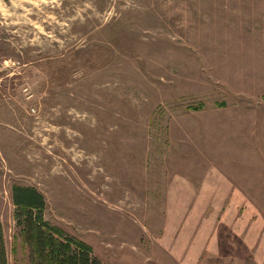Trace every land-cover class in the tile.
<instances>
[{
    "label": "rangeland",
    "instance_id": "374dc122",
    "mask_svg": "<svg viewBox=\"0 0 264 264\" xmlns=\"http://www.w3.org/2000/svg\"><path fill=\"white\" fill-rule=\"evenodd\" d=\"M264 0H0L11 186L101 264H264Z\"/></svg>",
    "mask_w": 264,
    "mask_h": 264
},
{
    "label": "trees",
    "instance_id": "16d2710c",
    "mask_svg": "<svg viewBox=\"0 0 264 264\" xmlns=\"http://www.w3.org/2000/svg\"><path fill=\"white\" fill-rule=\"evenodd\" d=\"M10 193L19 237L28 250L30 264H101L88 245L44 220V198L35 188L14 184ZM0 264H7L1 229Z\"/></svg>",
    "mask_w": 264,
    "mask_h": 264
},
{
    "label": "crops",
    "instance_id": "0c3cea01",
    "mask_svg": "<svg viewBox=\"0 0 264 264\" xmlns=\"http://www.w3.org/2000/svg\"><path fill=\"white\" fill-rule=\"evenodd\" d=\"M257 32L261 33L262 35V41H264V24H258L257 29H255Z\"/></svg>",
    "mask_w": 264,
    "mask_h": 264
}]
</instances>
